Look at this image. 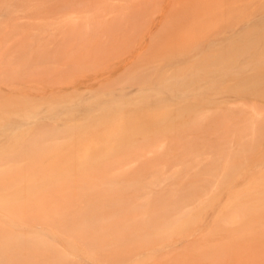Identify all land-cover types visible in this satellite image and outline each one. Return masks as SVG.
Wrapping results in <instances>:
<instances>
[{"label":"bare ground","instance_id":"obj_1","mask_svg":"<svg viewBox=\"0 0 264 264\" xmlns=\"http://www.w3.org/2000/svg\"><path fill=\"white\" fill-rule=\"evenodd\" d=\"M132 22L0 46V264H264V0Z\"/></svg>","mask_w":264,"mask_h":264},{"label":"rangeland","instance_id":"obj_2","mask_svg":"<svg viewBox=\"0 0 264 264\" xmlns=\"http://www.w3.org/2000/svg\"><path fill=\"white\" fill-rule=\"evenodd\" d=\"M168 1L173 4V0H0V46L18 47L35 31L59 26L61 34L69 35L72 27L78 35L62 41L60 51L68 46L83 50L88 42L106 47L120 43L127 30L140 28L132 22L135 18L148 17ZM88 23L94 32H85Z\"/></svg>","mask_w":264,"mask_h":264}]
</instances>
